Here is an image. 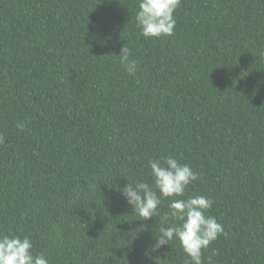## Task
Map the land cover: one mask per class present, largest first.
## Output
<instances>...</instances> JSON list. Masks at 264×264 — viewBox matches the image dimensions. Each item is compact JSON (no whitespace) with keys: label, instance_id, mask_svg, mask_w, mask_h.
Here are the masks:
<instances>
[{"label":"trees","instance_id":"1","mask_svg":"<svg viewBox=\"0 0 264 264\" xmlns=\"http://www.w3.org/2000/svg\"><path fill=\"white\" fill-rule=\"evenodd\" d=\"M137 4L0 0V231L50 264H184L119 192L172 154L224 227L204 264H264V0H182L150 39Z\"/></svg>","mask_w":264,"mask_h":264},{"label":"clouds","instance_id":"2","mask_svg":"<svg viewBox=\"0 0 264 264\" xmlns=\"http://www.w3.org/2000/svg\"><path fill=\"white\" fill-rule=\"evenodd\" d=\"M182 0H138L135 25L145 38L171 36L176 20L174 13ZM119 62L132 76L137 71V61L131 59L130 49L122 47ZM22 123L17 124L23 129ZM151 183L138 180L119 188L121 196L131 206L140 220L156 218L159 234L154 236L152 249L158 250L172 242H179L187 259L184 264H204L202 255L209 245L225 234L224 227L214 216L207 215L212 207L211 198L204 195H188V186L200 179V174L187 163H181L172 155H162L148 160ZM163 200H167V210L161 211ZM145 231L141 224L136 233ZM160 257L156 258V264ZM0 264H50L45 252H35L28 235H16L0 231ZM212 264V257H208Z\"/></svg>","mask_w":264,"mask_h":264}]
</instances>
